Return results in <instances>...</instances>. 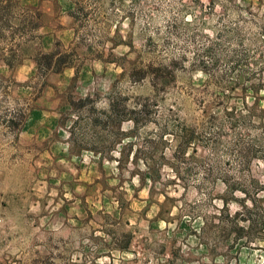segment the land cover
I'll return each mask as SVG.
<instances>
[{
    "label": "rangeland",
    "instance_id": "obj_1",
    "mask_svg": "<svg viewBox=\"0 0 264 264\" xmlns=\"http://www.w3.org/2000/svg\"><path fill=\"white\" fill-rule=\"evenodd\" d=\"M0 264H264V0H0Z\"/></svg>",
    "mask_w": 264,
    "mask_h": 264
},
{
    "label": "trees",
    "instance_id": "obj_2",
    "mask_svg": "<svg viewBox=\"0 0 264 264\" xmlns=\"http://www.w3.org/2000/svg\"><path fill=\"white\" fill-rule=\"evenodd\" d=\"M56 54L57 53L54 50L42 54L37 60L38 66H45L54 69V71H59L62 69L63 66L70 65V63L66 62H63L61 65L62 58L60 56H56ZM55 57H57L56 60H54Z\"/></svg>",
    "mask_w": 264,
    "mask_h": 264
}]
</instances>
